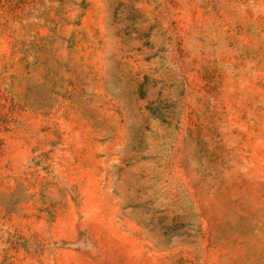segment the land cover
I'll list each match as a JSON object with an SVG mask.
<instances>
[{
  "label": "rangeland",
  "instance_id": "374dc122",
  "mask_svg": "<svg viewBox=\"0 0 264 264\" xmlns=\"http://www.w3.org/2000/svg\"><path fill=\"white\" fill-rule=\"evenodd\" d=\"M0 264H264V0H0Z\"/></svg>",
  "mask_w": 264,
  "mask_h": 264
}]
</instances>
